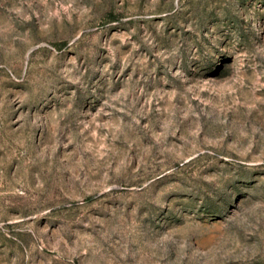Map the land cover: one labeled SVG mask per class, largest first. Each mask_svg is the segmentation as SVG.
Masks as SVG:
<instances>
[{
    "label": "rangeland",
    "instance_id": "rangeland-1",
    "mask_svg": "<svg viewBox=\"0 0 264 264\" xmlns=\"http://www.w3.org/2000/svg\"><path fill=\"white\" fill-rule=\"evenodd\" d=\"M0 264H264V0H0Z\"/></svg>",
    "mask_w": 264,
    "mask_h": 264
}]
</instances>
